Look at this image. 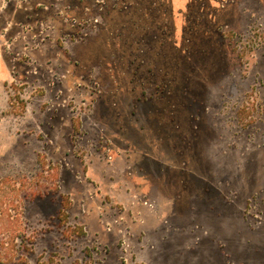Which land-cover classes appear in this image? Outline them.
Segmentation results:
<instances>
[{
    "label": "rangeland",
    "instance_id": "rangeland-1",
    "mask_svg": "<svg viewBox=\"0 0 264 264\" xmlns=\"http://www.w3.org/2000/svg\"><path fill=\"white\" fill-rule=\"evenodd\" d=\"M0 89V264H264V0H0Z\"/></svg>",
    "mask_w": 264,
    "mask_h": 264
},
{
    "label": "crops",
    "instance_id": "crops-1",
    "mask_svg": "<svg viewBox=\"0 0 264 264\" xmlns=\"http://www.w3.org/2000/svg\"><path fill=\"white\" fill-rule=\"evenodd\" d=\"M3 79H4V77H3ZM6 107H7V103L3 97V94H2L1 89H0V115L2 112H4Z\"/></svg>",
    "mask_w": 264,
    "mask_h": 264
}]
</instances>
